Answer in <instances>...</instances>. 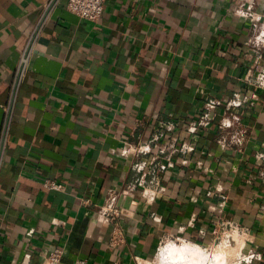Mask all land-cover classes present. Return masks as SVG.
Here are the masks:
<instances>
[{"label":"crops","instance_id":"0c3cea01","mask_svg":"<svg viewBox=\"0 0 264 264\" xmlns=\"http://www.w3.org/2000/svg\"><path fill=\"white\" fill-rule=\"evenodd\" d=\"M68 1L0 0V264H42L55 246L62 264H137L181 229L201 238L214 216L245 229L264 264V88L238 111L243 150L220 143L216 125L184 128L208 99L264 69V0H246L261 14L255 30L236 10L244 0H107L97 21ZM168 120L180 125L159 148L132 154L129 144ZM187 141L195 150L183 154ZM141 180H160L165 193L152 203L120 196L126 242L113 248L98 205Z\"/></svg>","mask_w":264,"mask_h":264},{"label":"built area","instance_id":"2783aa9c","mask_svg":"<svg viewBox=\"0 0 264 264\" xmlns=\"http://www.w3.org/2000/svg\"><path fill=\"white\" fill-rule=\"evenodd\" d=\"M107 0H69L68 10L80 18L97 21L100 19L105 10ZM247 1L240 3V8H236L241 14L250 18L253 29L257 28L261 19V14L256 13L248 6ZM245 7V8H243ZM249 44H255V38L251 36L248 39ZM244 87L234 91L231 96L214 97L208 99L204 105L201 113L194 119L186 122L184 128L188 135H194L201 129L216 125V128L221 133L219 142L235 149L243 150L246 140V129L243 127L242 116L238 112L240 108L247 106L251 109L260 98V89L264 88V69L260 72L249 70L243 78ZM219 109L222 111L219 112ZM219 114V119L217 118ZM218 119V120H217ZM139 119H137L138 121ZM218 121V122H216ZM216 123V124H215ZM180 125L179 122L168 120L158 125L151 138L147 140H140L136 144H129L128 149L132 154H150L156 148H159L161 140H163L169 132H172ZM196 142H183L180 146V151L183 154L193 152L195 150ZM176 149V148H175ZM160 151H165L163 148ZM187 160H184L186 162ZM162 168L172 167L174 162L169 160L166 164L161 163ZM256 166L258 167V176L264 182V152L256 154ZM44 186L48 189L63 190L64 185L54 179L46 178ZM165 193V186L156 180L151 183H146L141 180L137 183L131 184L120 192L111 191L104 202L98 205V213L104 222L112 223L113 229L110 237V245L113 248L122 246L126 242L125 228L122 225L124 219L125 207L119 203L120 196H131L134 194L142 197L146 202L152 203L158 196ZM264 195V193H263ZM89 201V200H86ZM152 217L157 222L161 221L158 214L152 212ZM195 221L194 216H191L188 225H193ZM182 230V229H181ZM177 234H172L161 240L156 253L151 258L137 257V264H156L155 260L160 255L163 246L166 245L167 240H174L172 243L179 241H186L198 246H201L206 251L208 247L218 244L220 247L227 246L235 249L238 253L239 264H254L261 257V252L258 248L248 245L244 237L246 230L239 228V225L231 220H226L220 216L211 218V224L207 227H202L199 231L201 238L192 239L183 234V230ZM166 240V241H165ZM181 242V243H182ZM168 244V243H167ZM65 250L61 246H55L49 253L44 256L42 264H62ZM68 264H88L86 259H75Z\"/></svg>","mask_w":264,"mask_h":264},{"label":"bare ground","instance_id":"6f19581e","mask_svg":"<svg viewBox=\"0 0 264 264\" xmlns=\"http://www.w3.org/2000/svg\"><path fill=\"white\" fill-rule=\"evenodd\" d=\"M237 254L235 249L227 246H219L207 253L201 246L186 241L168 243L161 251L162 257L166 258L163 264H239Z\"/></svg>","mask_w":264,"mask_h":264},{"label":"rangeland","instance_id":"374dc122","mask_svg":"<svg viewBox=\"0 0 264 264\" xmlns=\"http://www.w3.org/2000/svg\"><path fill=\"white\" fill-rule=\"evenodd\" d=\"M166 241V240H165ZM172 241H174V240H171V239H169V240H167V243H172ZM182 241H179V240H177V242L176 243H181ZM166 243V244H167ZM219 246L220 245H218V244H215V245H213V247H208L209 248V250H207V253H210L211 251H214L216 248H219ZM221 248V247H220ZM209 251V252H208ZM159 256H161V257H159ZM164 259V260H163ZM166 260V258H163L162 257V255H161V253H160V255H158L157 257H156V260H155V262H156V264H163L162 263V261H165Z\"/></svg>","mask_w":264,"mask_h":264}]
</instances>
